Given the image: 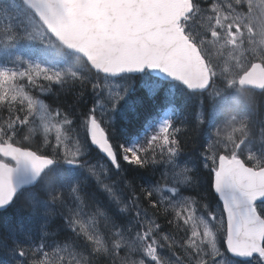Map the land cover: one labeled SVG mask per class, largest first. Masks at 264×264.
I'll return each mask as SVG.
<instances>
[{
	"label": "snow or ice",
	"instance_id": "snow-or-ice-1",
	"mask_svg": "<svg viewBox=\"0 0 264 264\" xmlns=\"http://www.w3.org/2000/svg\"><path fill=\"white\" fill-rule=\"evenodd\" d=\"M53 85L75 121L32 95ZM0 110V264H264V0H0Z\"/></svg>",
	"mask_w": 264,
	"mask_h": 264
},
{
	"label": "trees",
	"instance_id": "trees-1",
	"mask_svg": "<svg viewBox=\"0 0 264 264\" xmlns=\"http://www.w3.org/2000/svg\"><path fill=\"white\" fill-rule=\"evenodd\" d=\"M134 87L137 90L140 89V83H139L138 78L136 79ZM36 95H38V93H36ZM73 95L74 94H70L69 92L62 90L59 86L53 85L51 87V90L47 91V94L44 95L43 97H44L46 103L51 105L53 108L58 107L61 109V111L73 113L72 115L69 116V118L75 121L77 119V117L80 115V113L84 110V108L82 105H77V106L73 107V105H74ZM83 104L87 105L88 107H91V104L89 103V97L87 94L84 96ZM177 107H178L177 113H178V117H179L180 121H185V122L195 121V119L199 113V106L196 102L195 97H193L191 100L187 101V103H184V102L178 103ZM6 115H7L6 111L0 110V116L6 117ZM140 123H141L140 121L134 123L132 125V127L129 129V131H131L133 134H135L137 131L142 132L143 129L140 127ZM187 126H188L187 124L182 125L180 123H177V127H181L182 131L185 128H187ZM184 141H185V154L189 158L195 159L196 155L203 152V149L200 147L203 140H202V137H201L199 132H197V133L188 132L187 135L184 137ZM121 142H123V141H121ZM41 144H42V140H33L32 147L35 149L36 147L40 146ZM48 150L50 151V149H48ZM91 156H92V161L101 158L99 151L97 149H94V148L91 149ZM124 167L127 171L122 172L121 175H129L130 178H131V176L134 175L136 177V179L134 181V183L136 185L141 184L143 182V180L141 178L147 177L150 173V170L148 172H146L143 169H135L134 165H124ZM204 171L206 172L207 170H204ZM157 174H159V173H157ZM156 177H153V179ZM125 191H127V189H125ZM12 218H13L12 210L0 212V233H2L3 229L7 227V221L11 220ZM15 218L17 220L22 219V217L19 215V213L16 214ZM154 218L156 219V222L161 225L162 231L176 234L174 227H170L167 223V220L172 219V216L168 215L167 218H165V213H164L162 208L157 212V215ZM34 231H35V228H34ZM65 231H67L66 228H65ZM112 231L114 232L115 229H113ZM36 235H37V237H39L40 233L37 232ZM50 237L51 238L45 239L43 242L45 244L56 243V244H60L61 246H63V243L65 242L64 237L62 235H59V233L57 232L56 229L52 230V232L50 233ZM0 238H2V236H0ZM108 240H109V245H110V238H108ZM51 249H52V251H50V252H53V255H54L55 261H56L57 257L54 254V249L53 248H51ZM164 250L171 255V252H169L167 250V248H165ZM177 254L178 255L180 254L179 250H177ZM4 259H6L5 253L2 250H0V260H4ZM104 261H106L107 264H111V257L108 255H105ZM29 264H31V262H29Z\"/></svg>",
	"mask_w": 264,
	"mask_h": 264
},
{
	"label": "rangeland",
	"instance_id": "rangeland-1",
	"mask_svg": "<svg viewBox=\"0 0 264 264\" xmlns=\"http://www.w3.org/2000/svg\"><path fill=\"white\" fill-rule=\"evenodd\" d=\"M34 46H35V47H39L38 44H36V45H34ZM213 55H215V53H213ZM113 83H119V81H113ZM32 95H33V94H32ZM212 131H214V129H213V130H210V135H211V132H212ZM141 133H142V132H141ZM211 137H213V136L211 135ZM53 142H54V140H53ZM163 233H164V234H169L168 232H164V231H163ZM171 234H173V233H171ZM173 235H176V234H173ZM46 251H47V252H50V251H52V249H51V248H47ZM133 258H134V259H139L140 257H139V256H135V257H133Z\"/></svg>",
	"mask_w": 264,
	"mask_h": 264
},
{
	"label": "flooded vegetation",
	"instance_id": "flooded-vegetation-1",
	"mask_svg": "<svg viewBox=\"0 0 264 264\" xmlns=\"http://www.w3.org/2000/svg\"><path fill=\"white\" fill-rule=\"evenodd\" d=\"M204 2H205V3H207V2H208V0H204ZM223 2H226V0H223Z\"/></svg>",
	"mask_w": 264,
	"mask_h": 264
},
{
	"label": "bare ground",
	"instance_id": "bare-ground-1",
	"mask_svg": "<svg viewBox=\"0 0 264 264\" xmlns=\"http://www.w3.org/2000/svg\"><path fill=\"white\" fill-rule=\"evenodd\" d=\"M208 135H210V133H209ZM210 136H211V135H210Z\"/></svg>",
	"mask_w": 264,
	"mask_h": 264
}]
</instances>
